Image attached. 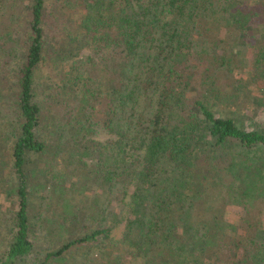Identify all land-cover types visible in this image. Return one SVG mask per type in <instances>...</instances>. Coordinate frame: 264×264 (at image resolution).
Instances as JSON below:
<instances>
[{
	"label": "trees",
	"instance_id": "1",
	"mask_svg": "<svg viewBox=\"0 0 264 264\" xmlns=\"http://www.w3.org/2000/svg\"><path fill=\"white\" fill-rule=\"evenodd\" d=\"M6 116L0 264H264V0H0Z\"/></svg>",
	"mask_w": 264,
	"mask_h": 264
},
{
	"label": "rangeland",
	"instance_id": "2",
	"mask_svg": "<svg viewBox=\"0 0 264 264\" xmlns=\"http://www.w3.org/2000/svg\"><path fill=\"white\" fill-rule=\"evenodd\" d=\"M65 6L67 7L66 8L67 11H68V9H72L73 10L74 17L76 19L82 17L81 8L77 7V5L70 3V4H67V5L65 4ZM43 70H44V72H42V75L39 73L42 77L44 75H46V72H48V68H43ZM8 94H9V88L4 86V92H3L4 97L6 96V98H7ZM260 113L263 114V112H260ZM242 115L249 116V115H251V112L250 111H244L242 113ZM10 123H11V121L9 120L8 116H6L5 119H3V120H2V117H1L0 125L2 127H1L0 130H1L2 133L6 134V135L12 134V131H11L12 127H11ZM6 141H7L6 138L1 139L2 147L3 146L5 147L4 144H5ZM71 180H72L71 183H73V181H75V178H71ZM9 182H10V185L7 187V192H6V194L4 193L5 196L6 195H8V196L5 198L6 202L2 203V208L0 209L1 211H5V210H7V208H9V209L12 208L13 209V206L15 204V202H14V200H15L14 196L16 195V189H15L16 185L14 184L15 179L13 177H10ZM45 197H47V196L46 195L43 196V198H45ZM31 202H33L35 204V200L33 198L31 200ZM10 216H11V212H6L5 213V218H9ZM225 216H226L227 221L230 224H236L238 222L239 211L234 206L228 207ZM79 228H80V226L78 225L77 229H79ZM225 229L232 230L231 227H229V226L228 227L226 226ZM36 232L38 234V239L36 241V244L39 246L40 252H42L40 254V256L41 255L43 256V254H45L49 250H52L58 244L57 241H54L50 237L46 236L43 233V231H41L40 229H38ZM123 235H124L123 225H120V226L116 227L113 230V232H112V236H113L114 240L121 239L123 237ZM8 236L9 235L7 233V227L6 226L0 227V251H2V249H4L6 247V245L9 243L8 242ZM92 251L93 252L91 254V257L94 258V259H98L102 255L101 252H98L97 249H92ZM83 256L90 257L89 252L86 249H78V250L74 249L72 252H70L69 254H67L65 256V260H64L63 264H79L82 261L81 258ZM92 261L95 262V260H92ZM96 262H97V260H96ZM121 263L125 264L126 262H125V260H122ZM90 264H91V262H90Z\"/></svg>",
	"mask_w": 264,
	"mask_h": 264
}]
</instances>
